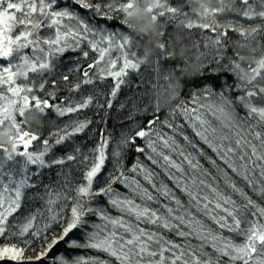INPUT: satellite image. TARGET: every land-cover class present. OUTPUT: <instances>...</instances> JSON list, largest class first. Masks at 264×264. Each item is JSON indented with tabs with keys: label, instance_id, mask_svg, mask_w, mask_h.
Returning <instances> with one entry per match:
<instances>
[{
	"label": "snow or ice",
	"instance_id": "1",
	"mask_svg": "<svg viewBox=\"0 0 264 264\" xmlns=\"http://www.w3.org/2000/svg\"><path fill=\"white\" fill-rule=\"evenodd\" d=\"M0 137V264H264V0H0Z\"/></svg>",
	"mask_w": 264,
	"mask_h": 264
},
{
	"label": "trees",
	"instance_id": "2",
	"mask_svg": "<svg viewBox=\"0 0 264 264\" xmlns=\"http://www.w3.org/2000/svg\"><path fill=\"white\" fill-rule=\"evenodd\" d=\"M171 2L173 3V4H175L176 2H177V0H171ZM179 2H182V3H185V4H187V0H179ZM212 2H214V0H212ZM186 11H189L190 9H188V8H186L185 9ZM134 23H137V21L136 20H134L133 21ZM170 31H171V28L169 29ZM196 38H199V37H196ZM229 82L231 83V79H229ZM124 90H126V89H124ZM122 94H123V92H122ZM122 94H120V96H119V98H118V100L121 98V100H122ZM117 104H118V101L116 102ZM116 113H115V110L113 111V115H115ZM164 114H166V113H162V115H164ZM241 114H243V113H241ZM94 120H99V117H97V116H95L94 117ZM116 128V129H118L119 128V124H118V122L117 121H115L114 119H109V122H108V125H107V130L108 131H113V128ZM105 130V126L103 125V124H95V130L90 134V137H91V139L89 140V143H87L86 145L87 146H95L98 142H99V132L100 131H104ZM115 134H117V133H115L114 132V135ZM80 142V141H79ZM78 142V143H79ZM140 143H142V142H140ZM138 154H136V153H134V152H129L128 153V155H127V157L125 158V160H124V164H125V166H126V168H130L135 162H136V156H137ZM140 160H141V162L142 163H144V164H147L149 167H153L154 168V166H152L151 164H150V162L149 161H147L145 158H144V156L143 155H140ZM202 163H205V167H208V165H207V163L206 162H204V161H202ZM111 169V161L109 160L108 162H106V168H105V172L102 174V175H106L107 174V171L108 170H110ZM158 171V170H157ZM118 188H119V190L121 191V192H125L126 190L125 189H123L122 187H120V186H117ZM181 195V198L182 199H184V200H186L187 199V197H184L182 194H180ZM101 203L103 204V203H105V201H103V199L101 200ZM77 235H78V233H77ZM166 235H167V233H166ZM77 252L79 251V250H76ZM54 252L55 253H64V254H68L69 252H73V250H70V249H67V246L65 245V244H63V243H61L60 245H58L57 246V248L56 249H54ZM80 254H83V255H85V256H87L88 255V253H80Z\"/></svg>",
	"mask_w": 264,
	"mask_h": 264
},
{
	"label": "rangeland",
	"instance_id": "3",
	"mask_svg": "<svg viewBox=\"0 0 264 264\" xmlns=\"http://www.w3.org/2000/svg\"><path fill=\"white\" fill-rule=\"evenodd\" d=\"M81 11V13L82 14H84L83 13V10H80ZM114 27H115V25H113ZM66 55H68V56H72V55H74V54H72V53H68V54H66ZM128 89H126V90H123L122 92H123V94H122V92H121V94H122V100H121V98L118 100V102H120V101H123L124 99H125V96H126V94L128 93ZM88 115L90 116V117H92L93 119H94V117H95V115H94V110L93 109H90L89 111H88ZM63 121H67L68 119H69V117H64V118H61ZM91 128L93 129V130H95V124H93L92 126H91ZM44 131H45V133H47L48 131H49V126H46L45 127V129H44ZM77 139V142H81V141H84V145H85V147L87 148V149H91V148H93L94 146H87L86 144L87 143H89V140L91 139V138H88V139H84V137H77L76 138ZM57 154L59 155V154H62L63 153V151H64V149L63 148H58L57 150ZM111 211V210H110ZM113 215H115L116 213L115 212H113L112 213Z\"/></svg>",
	"mask_w": 264,
	"mask_h": 264
},
{
	"label": "clouds",
	"instance_id": "4",
	"mask_svg": "<svg viewBox=\"0 0 264 264\" xmlns=\"http://www.w3.org/2000/svg\"><path fill=\"white\" fill-rule=\"evenodd\" d=\"M137 23H138V21H137ZM155 41H156V37H155V35L153 34V37H152V43L155 44ZM0 141H3V142H5V143H7L6 138H3V137H0Z\"/></svg>",
	"mask_w": 264,
	"mask_h": 264
}]
</instances>
